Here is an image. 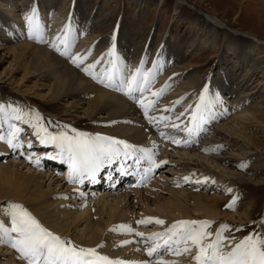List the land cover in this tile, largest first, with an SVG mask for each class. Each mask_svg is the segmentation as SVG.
<instances>
[{"label":"rangeland","instance_id":"1","mask_svg":"<svg viewBox=\"0 0 264 264\" xmlns=\"http://www.w3.org/2000/svg\"><path fill=\"white\" fill-rule=\"evenodd\" d=\"M86 1L89 0H65V4L61 5L60 0H27V2H29V6L16 7L15 14L18 15V22H14L15 18L13 14L8 15L6 14V10L0 9V39L8 41L11 39L10 37L15 38L18 34V30L22 32L20 33L21 35H25V33L27 35L22 14L24 15V13L28 12L33 6H35L38 8L39 18L45 28V42H39V44L41 46H49L52 38L64 28L65 24L70 22L73 33H75L73 34L75 37V43L71 48V55L74 56L79 54L84 57L87 53L86 58L83 62H81V67L86 64H91L99 58L100 63L97 64L94 69V71L99 72L105 60L111 59L107 56V50L110 47H114L115 54L127 65L129 69L137 67L141 57L144 56L145 53L147 54L145 67L151 68V62L159 51L161 59L164 63L162 70L156 74L155 79L150 86V91H158L161 88H164V91L159 96L155 97H174L176 101L179 99L180 102L174 104L175 108H177V106H179L178 108H181L182 106L188 107L190 103L191 106L192 104L195 106L194 101L192 102V98L196 97V100H198L203 86L207 84L209 95L219 93L223 103L214 105L212 109V117L206 124H211L212 122L222 119L218 121L217 124L219 122L222 123L230 120L231 125L234 123L237 126H244L247 134L252 133L254 135L258 141L260 149H252L245 141L233 138L235 147L242 150L244 149L247 155L243 157L247 158L245 162H243L244 166L248 165L249 154L251 156L250 158L252 163H255L254 161L259 162L264 160V125L252 119V116L246 109L247 104L242 101V95L233 100L229 99L228 95L225 94V92L218 86L223 74L227 75V77L230 75L224 63L225 56H227L226 53H229L228 50H230L229 47L231 44L238 43V41L241 42V40L245 39V37L242 36V33L256 36L259 40L264 42V0H142V4L146 5L147 8L143 11V21L139 23L132 22V17L136 19V17L133 16L134 10L132 8L133 5L137 4L132 3L135 0H107L106 5L101 7L100 12L102 15L105 13L106 15L112 16V20L109 22L108 26L93 32H91V30L95 26L97 20H93L95 11L87 14L88 10H84V14L80 16V11L76 9L79 4ZM100 3L101 1L99 3L97 1L98 6H100ZM204 14H210L219 19L222 23L212 37L213 44L209 47L196 50L195 53L188 55L180 63L178 62L179 64H175L176 54L185 52L186 47L182 45L183 41L187 37L193 39L200 36L201 24L194 22V18L196 16H204ZM10 15H12V17ZM192 22L193 25H191ZM188 30H190V32L187 35ZM80 33L83 34L81 35ZM147 36L148 38L145 46L137 48L139 51V58L137 59V54L132 47L134 45L139 46V44L142 43ZM152 37L154 40L150 44L149 40ZM178 46H180V48H178ZM163 52L164 54L162 55ZM186 54L188 53L186 52ZM260 58L264 59V48L258 55V59ZM167 62H171L172 64L166 67ZM8 67L9 65L7 60H0V73L5 68H7V71ZM78 70L79 72L81 71L80 68H78ZM249 74H251L250 79L248 78ZM17 77L18 75L16 78ZM240 80L246 83L247 90L245 91V94H254V96L251 97L254 98L255 103H260L257 116L264 119V74H257L256 72L251 71L246 75H241L239 77V81ZM94 87L114 95L121 93H118L119 91L114 89L104 87L96 81L94 82ZM6 89L10 94L18 97V102L20 101L22 105H25L26 110H34L35 113L39 114L42 117L41 123L48 127L50 131L65 130L64 127L71 129L74 128L70 127L73 125L71 121L63 120L56 115L47 114L54 111L51 110L47 113L44 112L43 101L35 99L32 100L33 104H27L25 101L26 98L21 96L20 93L11 89L10 86L8 87L4 84H0V91L4 92ZM150 93L146 92V94L149 95ZM185 114L187 113L185 112ZM214 119L215 121H213ZM99 124L102 126L108 125V127L109 125H113L118 129H124L125 135L128 136L130 134L129 136L131 138H135L136 135L142 136L141 132L134 130L137 129L136 126L127 119L121 118L120 120L114 121L101 120ZM29 128L31 127L29 126ZM71 129L69 135L72 134ZM75 129L90 134L99 133L109 136L108 132H106L104 128H97L93 133L89 132L85 127H76ZM92 129L93 128L89 130ZM7 130L8 128L5 127L2 132L7 133ZM31 131L34 130L32 129ZM217 133L219 134V132ZM211 134L207 135V137L210 138ZM143 137L144 136H142V138ZM126 138H121L120 140L124 139L123 141L132 145L142 147L145 145L144 148L150 149L154 153L156 159H170V162L164 161L166 168L162 170L163 172L159 171L153 177L154 179H157L156 181H158L159 185L162 186L163 184V191H160L161 193L159 196V199L163 202L166 201L164 199L168 197L171 191H181L183 193L189 192L190 194L198 196H214L220 199V211L232 215V218L218 219L216 222L212 223L206 231H211L214 236L219 225L221 223H227L230 228L225 230L223 235L231 237L233 243H235L239 238H242L244 235H247L249 232H264V185L258 186L251 183L248 188H245L242 184L235 181L232 175L219 172L214 165L204 163L205 167L202 168L198 166V164H194L192 158L190 157L191 155L187 154L183 150H172L166 146L167 144L165 145V143L161 141L156 142L157 144L153 143L154 145H148L146 139L139 144L137 141H135V143L129 142ZM228 139L230 140L231 137ZM200 141L202 140H198V142ZM154 146L156 147L153 148ZM33 147L34 146L32 145L31 147L28 146L26 138H24V146L16 150L10 149L4 141H0V155H2L0 168L4 166L12 167V165L18 164L19 167L14 168L15 170L21 171L25 174H28L29 172L34 175L40 174L43 176V178H38L39 180L35 179L36 184H40L41 186L40 191L47 193L45 198L49 199V201L57 200L58 205H60V207L67 213L75 212L81 204L85 206L84 211L89 214L91 221H102L101 224L103 225V230L100 235L102 238H99L100 241L98 239V241L93 244V248H97V245H102L96 249L97 251H100V254L104 253L105 255L110 252L109 249L111 247L109 248L108 246L102 244L104 239L112 240V245L119 244L118 246H124L127 244H121V241H130L131 244H134L139 250L146 253V244L151 246L155 243L153 240H149L148 238L153 233L164 232L174 221L206 220L203 218H197L198 213L196 212H190V214L195 217L194 219H185L180 216L173 217L172 215L166 216L165 214L158 213L154 204H150L149 215L143 213L142 210L140 211L139 208H135L123 215L121 214V217L119 216L116 219L117 221H115V224L113 223L114 221L108 224L106 223L108 219L107 214H103L98 217L94 211L99 209V205L95 204L98 203V197L100 195L97 194L92 197H83L79 200V198L75 197V191H72L74 189L73 184L63 182V180L59 181L57 179V176L61 174L63 178H65L67 170L61 172H47L45 169L33 167V161L40 160L39 157H43L44 159L49 158L52 154H55L56 156V151H50L47 149L38 150ZM247 149H250L251 151H248ZM224 151L223 152L229 155V157L231 156V154H229L231 152L229 148ZM169 155H171V157H169ZM241 170L245 171L244 168ZM50 173L53 176V180L59 181L57 188L55 185H51L53 193L48 192L46 189L47 184H49V180L44 178L45 174L47 175ZM184 177H188V179L185 180ZM202 177H207L208 179L203 180ZM31 185H34V181L31 182ZM229 189H231V191H228ZM255 191H257V193H255ZM145 192L149 193L147 191ZM119 193L121 194L122 192ZM119 193L116 195H120ZM246 195L255 196L254 198H256L258 205L254 207L255 211L249 215L247 220H244L243 217L238 219L237 214L243 212L245 206L248 205L247 199H245L247 198ZM233 196L237 197L233 206L225 207L230 201H232ZM79 197L81 196L79 195ZM106 201L110 202L109 198L106 199ZM186 201L187 202L184 204H186L188 208L192 207L194 203H192V198L189 197ZM10 202L18 203L16 201ZM6 204L7 202H4V207ZM121 206L123 207L124 203H122ZM2 208L3 204H0V209ZM0 218H2V222H4L6 226H10L9 219L3 215L2 211H0ZM147 218L159 219L164 223L156 224L155 219H152L147 223H137V221H145ZM104 221L105 223H103ZM119 224L130 226L133 231L129 233L127 231L119 230ZM241 225H243V227H240ZM114 228L117 230L112 231ZM137 232L142 233L144 237H138L136 235ZM211 238L212 237H209V239ZM223 243L227 245L228 241L225 240ZM171 247L175 249L177 246L173 243ZM180 247L182 248L183 245H180ZM0 248H3V246L0 245ZM6 249L7 248H5V250L2 249V251L4 252ZM192 255H194V250L188 253L180 252L179 255L173 254L172 252H165V254L160 258L164 260L171 259L175 264H194V261L191 259ZM3 263L4 261L0 262V264Z\"/></svg>","mask_w":264,"mask_h":264},{"label":"bare ground","instance_id":"2","mask_svg":"<svg viewBox=\"0 0 264 264\" xmlns=\"http://www.w3.org/2000/svg\"><path fill=\"white\" fill-rule=\"evenodd\" d=\"M97 1L98 3L101 1L100 6H98ZM141 1L142 0H135L132 2L137 3L132 6L134 10L133 16L136 17V19L132 17V22L139 23L144 19L142 17L143 11L147 8V6L142 4ZM106 2L107 0H89L82 2L76 7V9H78L81 13L80 16L84 14V10H88L87 14L95 11L93 20H97L91 32L108 26L109 22L112 20V16L106 15L105 13L102 15L100 12L101 7L106 5ZM60 3L61 5L65 4V0H60ZM27 5L29 6V2H27V0H0V9L6 10V14L8 15L13 14L16 19H14V22L19 21H17L18 15L15 14L16 7H26ZM10 16L12 17V15ZM194 22L201 24L200 36L193 39L187 37L183 41L182 45L186 47L185 52L176 54L175 64L178 62L180 63L188 55L195 53L196 50L211 46L213 44L212 37L214 36L217 28L222 25L219 19L210 14L196 16L194 18ZM191 25H193V22ZM17 32L18 34L15 38L10 37L11 39L8 41L0 39V60H7L9 65L7 71V68H5L0 73V84H4L8 87L10 86L11 89L20 93L21 96L26 98L25 101L27 104H33L32 100L39 99L44 102V112L47 113L51 110L54 111L47 114L56 115L63 120L71 121L73 125L70 127H85L91 133H93L97 128H104L106 132H108L109 136L117 139L127 137L126 139L132 143L137 141L141 144V142L146 139L148 145H154L157 144L156 142L161 141L165 143V145L167 144L166 146L172 150L175 149L185 151L187 154L191 155L190 157L192 158L194 164H198V166L202 168L205 167L204 163H209L214 165L219 172L232 175L233 179L242 184L245 188H248L251 183L258 186L264 185V160L259 162L254 161L255 163H252L250 158L251 156L249 154L248 165L238 167L239 164L245 162L247 158L243 157L247 155L244 149L242 150L235 147L233 138L245 141L252 149H259L258 141L252 133H246L244 126H237L234 123L231 125V121L229 119V121L222 123L219 122L217 124L218 121L222 120L220 119L213 122L207 128L203 125L204 130L196 135H193L189 140L188 134L183 131L188 124V121L191 119L189 113L185 111V109L189 108V106H180L181 108H178L179 106H177V108H175L174 104L176 103V99L174 97L156 98L154 96V98L150 93L151 91L148 92L151 96L145 93L143 99H140V102L136 103L124 93L118 92L120 94L114 95L97 89L94 87L95 81L91 78V76L85 75L83 71L79 72L77 66L73 64L69 58L59 55L53 49L51 50V48L47 45L41 46L36 40L29 39L26 33L25 35H21L20 33L22 32L19 30ZM189 32L190 30L187 31V35ZM242 36L245 37V39L241 40V42L238 41V43L231 44L229 47L230 50H228L229 53H226L227 56H225L224 63L230 75L227 77V75L223 74L218 86L225 92V94L228 95L229 99L233 100L242 95V101L247 104L246 109L252 116V119L264 125V119L257 116L260 103H255L254 98L251 97L254 96V94H245V91L247 90L246 83L242 82V80L239 81V77L241 75H246L251 71H254L257 74H264V59H258L260 51L264 48V42L259 40L256 36L246 33H242ZM147 38L148 36L142 43L139 44V46L134 45L132 47L137 54V59L139 58V51L137 48L145 46ZM153 40V37L149 40L150 44ZM180 46H178V48H180ZM186 52L188 54H186ZM163 54L164 52L162 55ZM171 64V62H167L166 67ZM17 75L18 77L16 78ZM248 78H251V74H249ZM196 99V97L192 98V102L194 101V104L197 101ZM149 101H151V105L148 107V115L156 119V124H151L147 119H145L144 111L141 107L142 104H147ZM0 103H4L6 105L11 104L13 107L19 108L25 113L29 112L26 110L25 105H22L20 101L18 102V97L10 94L7 89L4 92L0 91ZM185 112L187 114H185ZM180 113H184V115L181 116ZM161 117H165V119L161 120ZM177 117H179V119H177ZM121 118L127 119L133 123L137 128L134 130L141 132V135L144 137L142 138L140 135H136L135 137L133 134L135 138H131L129 136L130 134L128 136L125 135L124 129H118L113 125H109L108 127V125L102 126L99 124L101 120L114 121L120 120ZM11 122L18 124V126L22 129L24 138H26L27 141H31V145L34 146L33 148L42 150L41 147H43L50 151H56L57 153L54 146L40 144L36 136H32V129L29 128L27 124H24L23 121L12 120ZM172 124H176L177 127L172 128ZM5 127H7L6 123L0 126V130L2 129L4 131ZM64 128L69 134L71 128ZM91 128L93 129L89 130ZM216 131L219 132V134ZM161 133H164L165 136H162ZM210 134V138L207 137V135ZM229 137H231L230 140L228 139ZM174 139L181 141L189 140V142L187 144L183 142L176 144L173 143ZM198 140L202 141L198 142ZM35 144L39 145L35 146ZM155 147L156 146L153 148ZM206 148L214 150H203ZM227 148L231 150L229 153L231 154L230 157L224 153V150ZM247 150L251 151L250 149ZM54 157L56 156L54 155ZM169 157H171V155H169ZM39 158L40 160L38 161L43 159V157ZM51 159L52 160H50V162L66 164L61 160H53V157ZM155 161L159 165L160 161L170 162V159H156ZM17 165H12V167L4 166L0 168V204H3L4 207V202L8 201L22 203L44 227L48 228L53 233L60 235L61 237L69 238L74 245L93 248V244L98 241L99 238H102L100 237L103 230V225L101 224L102 221H91L89 214L84 211L85 206L82 204L75 212L67 213L60 207V205H58L57 200L49 201V199L45 198L47 193L40 191L41 186L40 184H36L35 179L43 178V176L40 174L34 175L29 172L28 174L22 173L21 171L14 169L19 167V165ZM155 168H153L152 172ZM242 168H244L245 171L241 170ZM159 169L160 166H158V170ZM44 178L49 180V184H47L46 189L48 192L53 193L51 185H55L57 188L59 181L61 180H53L51 173L47 175L45 174ZM156 180L157 179H153L150 184L143 189H141V186H137L140 188H131L123 191L121 194L119 193L120 195L118 196L116 195L117 193H114L113 195H101L97 193L100 196L98 197V203L95 204L99 205V209L94 210L96 215L100 217V215L107 214L108 219L106 223L110 224V222L114 221L113 223L115 224V221H117L116 219L119 216L121 217V214L123 215L135 208H139L140 211L142 210L143 213L149 215V205L154 204L156 211L158 213L165 214L166 216L172 215L173 217L180 216L185 219H194L195 217L191 215L190 212H196L198 213L197 218H203L212 221L213 223L218 219L232 218V215L220 211V199L214 196H198L190 194L189 192L183 193L181 191H171V193L169 192L170 194L167 198L164 197V200L166 201L163 202L159 199L161 193L160 191H163V184L162 186L159 185ZM33 181L34 185H31V182ZM99 190L100 189L97 191ZM145 191L149 193H146ZM255 193H257V191H255ZM189 197L192 198V203H194L192 207L188 208L184 203L187 202L186 200ZM246 197L247 198L245 199H247L248 205L245 206L243 212H240V214L236 213L238 219L243 217L244 220H247L249 215L255 211L254 207L258 205L256 198H254L255 196L246 195ZM108 198L110 202L106 201ZM122 203H124L123 207L121 206ZM0 221H2V218H0ZM103 223H105V221ZM102 242V244L108 246L109 248L111 247L109 249L110 252L105 254V256L110 259H120L128 262L150 261V264H164V262H167V264H175L171 259L164 260L162 258L157 259L149 257L147 253L139 250L131 243H127L124 246H118L119 244L112 245V240L104 239ZM0 245L3 246V248H0V262L4 261L3 264H25L24 261L19 259L18 253H16L15 249L4 243H0ZM5 248L8 250L6 249V251L3 252L2 249L5 250ZM97 252L100 253V251ZM101 254L104 255V253Z\"/></svg>","mask_w":264,"mask_h":264},{"label":"snow or ice","instance_id":"3","mask_svg":"<svg viewBox=\"0 0 264 264\" xmlns=\"http://www.w3.org/2000/svg\"><path fill=\"white\" fill-rule=\"evenodd\" d=\"M23 19L28 38L41 43L45 42V28L39 18L38 8L33 6L24 13ZM74 43L75 37L69 22L52 38L49 47L59 55L69 57L73 64L80 68L85 75L91 76L97 83L124 93L136 103H139L144 94L150 91V86L156 74L162 70L164 63L158 51L151 62L152 67L146 68L147 54L145 53L138 66L129 69L115 54L114 47H110L107 50V56L111 59H106L100 71L96 72L94 69L100 63L99 58L93 63L81 67V62L86 58L87 53L84 57L79 54L72 56L71 48ZM163 91L164 88H161L151 92V95L159 96ZM179 102L178 99L176 103ZM219 103H223L219 93L209 95L208 85L205 84L195 106L189 105V108L185 109L191 117L183 129L188 134L189 140L193 135L204 130L203 125L210 121L214 105ZM150 105L151 101L142 104L141 107L145 119L151 124H156V119L148 115ZM180 115L182 116L184 113H180ZM164 119L165 117H161V120ZM12 120L23 121L24 124H28L34 130L32 135L36 136L40 144L55 147L57 154L53 158H61L68 165L67 179L72 183H82L85 179L95 180L97 173L105 165L113 166L116 163L124 164L132 161L138 166L142 162H146L149 167L145 169V173L151 168L159 166L150 149L131 145L115 137L99 133L90 134L75 128L71 129V135L63 129L50 131L41 123L42 117L34 110L25 113L11 104L0 103V126L6 123L8 128L7 133L0 131V141H4L13 150L24 146V134L18 124L11 122ZM171 127L176 128L177 125L172 124ZM161 135L165 136L164 133ZM189 140L174 139L173 143L180 144L183 142L187 144ZM27 143L31 147V141L29 140ZM203 150L214 149L206 148ZM33 163L38 164L39 161H33ZM159 163L162 164L164 161ZM238 167H244V163L242 162ZM119 170L118 168L117 171ZM184 179L187 180L188 177H184ZM202 179L207 180L208 178L202 177ZM236 199L237 197L233 196L232 201L225 207H232ZM0 211L10 222V226H6L0 221V243L15 249L19 259L25 264H150V261L128 262L110 259L97 252L96 248L74 245L69 238L61 237L44 227L20 203L9 201ZM152 219L155 218H147L145 221H137V223H147ZM155 223L163 224L164 222L155 219ZM212 223L209 220L174 221L164 232L153 233L148 238L149 240L162 241V243H154L151 246L146 244L145 251L149 257L155 255L159 259V250L162 247L176 255H179L180 252L188 253L194 250V255L191 257L194 264H264V232H249L233 243L231 237L223 235L225 230L230 228L227 223H221L214 236L211 231H206ZM118 229L129 233L133 231L127 225H120ZM115 230L117 229H112V231ZM136 235L143 237V234L139 232ZM209 237L212 238L209 239ZM225 240L228 241L227 245L223 243ZM120 243L126 244L130 241H121ZM173 243L177 246L175 249L171 247ZM180 245L183 247L181 248ZM101 246L97 245L96 247Z\"/></svg>","mask_w":264,"mask_h":264}]
</instances>
